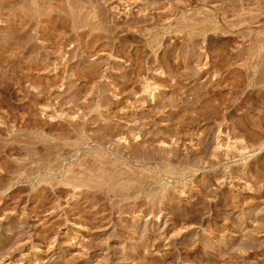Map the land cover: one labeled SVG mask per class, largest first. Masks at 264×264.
<instances>
[{
    "label": "rangeland",
    "instance_id": "rangeland-1",
    "mask_svg": "<svg viewBox=\"0 0 264 264\" xmlns=\"http://www.w3.org/2000/svg\"><path fill=\"white\" fill-rule=\"evenodd\" d=\"M63 1L35 15L0 0V264H264V9L223 0L225 20L185 8L182 37L169 30L153 49L152 36L120 31L105 0H81L84 13ZM81 25L123 51L85 52ZM115 125L140 136L110 145L138 143L139 177L94 187L99 171L65 186L63 169L88 168L72 142ZM186 169L198 172L177 177Z\"/></svg>",
    "mask_w": 264,
    "mask_h": 264
},
{
    "label": "bare ground",
    "instance_id": "bare-ground-1",
    "mask_svg": "<svg viewBox=\"0 0 264 264\" xmlns=\"http://www.w3.org/2000/svg\"><path fill=\"white\" fill-rule=\"evenodd\" d=\"M44 1H45V3H46V1L47 0H24V3H26V6L27 7H29V6H34V7H32V9H34L35 7H37L38 9H39V7L42 5V4H44ZM50 1V3L54 6V7H60V6H62V5H65L64 3V1L63 0H49ZM106 1V3H108L107 5L109 6V4L110 5H114V6H110V9L111 10H113L115 13H116V15H114V17H115V19L116 20H118V21H120L121 19H124L125 21L123 22V27H120L119 28V26H121V24H119L120 22H122V21H120V22H118V21H116L115 19V21L113 20V24H112V28L111 29H113L114 31L115 30H118V28L120 29V31L122 32V33H126V35H128V36H131V37H133V39L135 38V37H138V36H140V35H146V36H152L150 39H148L149 41L147 42V40H146V42H147V46L148 45H155L156 46V44H158L159 43V41L161 40V39H163V38H160V37H164V35L166 36V34H168L169 33V30H171V32H170V34L172 35V34H176V35H180L181 36V34L184 32V30H183V22L182 21H180V22H178V21H175L176 19H174V18H176V17H178V16H176V12H178V14L179 13H181V12H184L183 10H185V8H190L189 10H196L197 8L199 9V8H205V7H207L208 9L207 10H209L210 12H212L213 14H215L214 16L215 17H217V18H222V19H225L224 18V14H226V13H224V14H222V15H220L219 13H222V11H224V9L222 10V7H221V5L223 6V4L222 3H224L223 2V0H105ZM225 1V0H224ZM237 1V0H236ZM68 2V1H67ZM80 3L78 4V7H76L79 11L78 12H83L84 10H86V7H87V5L88 4H86V2H84V1H79ZM163 2H165V4L163 3ZM226 2H227V0H226ZM253 2V1H252ZM256 2H257V0H256ZM256 2H254L255 4L254 5H252V6H254L253 8L255 9V10H257L258 9V11H260V10H263L264 9V1L262 2L261 0H258V2L256 3ZM49 3V4H50ZM70 3V2H69ZM175 3V4H174ZM228 3H230V1L228 2ZM68 4V3H67ZM66 4V5H67ZM97 4V3H96ZM25 5V4H24ZM102 5V4H101ZM237 5V4H236ZM25 6V7H26ZM39 6V7H38ZM44 6V5H43ZM69 6H71L70 4H69ZM68 6V7H69ZM73 6V5H72ZM96 6V5H95ZM159 6V7H158ZM238 6V5H237ZM68 7H67V9H68ZM37 8H35V9H37ZM47 8V7H46ZM64 8V7H63ZM74 8V7H73ZM91 8H92V6H91ZM90 8V9H91ZM98 8V7H97ZM244 8V7H243ZM242 8V9H243ZM27 9V8H26ZM30 9V8H29ZM28 9V10H29ZM35 9H34V11H35ZM89 9V8H88ZM87 9V10H88ZM100 9V8H99ZM98 9V10H99ZM206 9V8H205ZM244 9H247V8H244ZM243 9V10H244ZM80 10H83V11H80ZM37 11V10H36ZM35 11V12H36ZM39 11H40V9H39ZM51 11V10H50ZM61 11V10H60ZM66 11V10H65ZM72 11V10H71ZM76 12V10H73V12ZM245 11V10H244ZM247 11V10H246ZM249 11V10H248ZM257 11V12H258ZM25 12H27V10L25 11ZM31 12L33 13V11L31 10ZM57 12H59V11H57ZM77 12V13H78ZM86 12V11H85ZM91 12V11H90ZM93 12V11H92ZM96 12H97V10H96ZM187 12V11H186ZM263 12V11H262ZM37 13L38 12H36V14L35 15H37ZM41 13V12H40ZM39 13V14H40ZM68 13V12H67ZM66 13V14H67ZM77 13H74V14H76L77 15ZM84 13V12H83ZM194 13V12H193ZM203 13V12H202ZM207 13V12H206ZM26 14V13H25ZM30 14V13H29ZM48 14V13H47ZM59 14V13H58ZM73 14V13H72ZM79 14V13H78ZM133 14L135 15V17L133 16ZM41 15V14H40ZM46 15V14H45ZM62 15V14H61ZM60 15V16H61ZM82 15V14H81ZM87 16L89 15V14H86ZM91 15V14H90ZM102 15V14H101ZM236 15V14H235ZM238 15V14H237ZM236 15V16H237ZM27 16H29V15H27ZM34 16V15H33ZM42 16V15H41ZM40 16V17H41ZM48 16V15H47ZM46 16V17H47ZM63 16V15H62ZM67 16V15H66ZM85 16V15H84ZM134 18H133V17ZM182 16V15H181ZM184 16V15H183ZM199 16V15H198ZM227 16V15H226ZM26 17V16H25ZM38 17H39V15H38ZM43 17H44V15H43ZM51 17V16H50ZM53 17V16H52ZM70 17V16H69ZM72 17V16H71ZM70 17V18H71ZM78 17V16H77ZM80 18L81 17H83V16H79ZM243 17V16H242ZM79 18V19H80ZM84 18V17H83ZM87 18V17H86ZM183 18V17H182ZM198 18V17H197ZM27 19V18H26ZM39 19V18H38ZM72 19H73V17H72ZM78 19V18H77ZM78 19V20H79ZM259 19V18H258ZM35 20H36V18H35ZM41 20V19H40ZM71 20V19H70ZM77 20V21H78ZM86 20V19H85ZM91 20V19H90ZM94 19H92L91 21H93ZM97 20V19H96ZM103 20V19H102ZM182 20V19H181ZM211 20H212V18H211ZM226 20V19H225ZM231 20V19H230ZM249 20V19H248ZM252 20V19H251ZM65 21V20H64ZM72 21V20H71ZM75 22L74 23H77V21L76 20H74ZM80 21H81V19H80ZM91 21L89 22V23H91ZM214 21V20H213ZM223 21V20H222ZM261 21V20H260ZM264 21V20H263ZM36 22V21H35ZM40 22V21H39ZM51 22V21H50ZM73 22V21H72ZM85 22V21H84ZM88 22V21H87ZM199 22V21H198ZM29 23V22H28ZM41 23V22H40ZM39 23V24H40ZM63 23V22H62ZM83 23V22H82ZM98 23V22H97ZM102 23V22H101ZM109 23H111V22H109ZM206 23V22H205ZM60 24V23H59ZM81 24V23H80ZM96 24V23H95ZM199 24V23H198ZM260 24V23H259ZM29 25V24H28ZM31 25V24H30ZM38 25V24H37ZM72 25V24H71ZM74 25V24H73ZM85 25V24H84ZM83 25V26H84ZM108 25V24H107ZM111 25V24H110ZM119 25V26H118ZM188 25V24H187ZM193 25V24H192ZM196 25V24H195ZM257 25H258V23H257ZM256 25V26H257ZM34 26V25H33ZM42 26V25H41ZM45 26V25H44ZM58 26V25H57ZM80 26V25H79ZM98 26V25H97ZM259 26V25H258ZM30 27V26H29ZM73 27V26H72ZM81 27H82V25H81ZM87 27V26H86ZM109 27V26H108ZM183 27V28H182ZM8 28V27H7ZM38 28V27H37ZM64 28V27H63ZM74 28H75V26H74ZM77 28V27H76ZM83 29H84V27H82ZM96 28V27H95ZM98 28V27H97ZM96 28V29H97ZM100 28V27H99ZM121 28H122V30H121ZM191 28H193V27H191ZM22 29V28H21ZM34 29V28H33ZM78 29H79V27H78ZM82 29V30H83ZM110 28H107V31L109 30ZM37 30V29H36ZM74 30V29H73ZM79 30H81V29H79ZM93 30H94V27H91V25H90V27L88 26V28L87 29H84V31H81L80 33H78L77 35H76V38L75 39H78L79 41H84V39L87 37V39H85V41L84 42H82V47H84V49H85V52L86 51H91V50H94V52H95V50L96 49H99L100 47H102V50H107V49H110L111 51H113L114 53H121L122 51H123V48H122V41L121 40H117L118 42H113V43H111V42H109V43H106L105 42V44L106 45H101V39L102 38H104V37H102L101 39H100V37L101 36H103V34L100 36H98L96 33L94 34V32H95V30H94V32H93ZM99 30V29H98ZM106 30V29H105ZM72 31V30H71ZM78 31V30H77ZM106 31V32H107ZM64 32V31H63ZM79 32V31H78ZM105 32V31H104ZM158 32H160V33H158ZM27 33V32H26ZM44 33V32H43ZM109 33V32H108ZM108 33H106V34H108ZM113 33V32H112ZM256 33V32H255ZM33 34V33H32ZM49 34V33H48ZM60 35H61V33H59ZM101 34V33H100ZM111 34V33H110ZM114 34V33H113ZM65 35V34H64ZM109 35V34H108ZM116 35H117V33L115 34V37H116ZM154 35V36H153ZM32 36V35H31ZM30 36V37H31ZM46 36V35H45ZM74 36V35H73ZM111 36H112V34H111ZM127 36V37H128ZM145 36V37H146ZM56 37V36H55ZM115 37H114V39H115ZM123 37H125V36H123ZM168 37V36H167ZM182 37V36H181ZM106 38H108V37H106ZM129 38V37H128ZM180 38V37H179ZM23 39V38H22ZM32 39V38H31ZM100 39V41H98ZM109 39V38H108ZM110 39H112V38H110ZM160 39V40H159ZM29 40V39H28ZM47 40V39H46ZM62 40V39H61ZM123 40V39H122ZM159 40V41H158ZM30 41V40H29ZM71 41V40H70ZM69 41V42H70ZM75 41V40H74ZM77 41V40H76ZM109 41V40H108ZM26 42H28V41H26ZM40 42V41H39ZM96 42H100V44L98 45ZM129 42V41H128ZM55 43V42H54ZM60 43V42H59ZM84 43V44H83ZM23 44V43H22ZM28 44V43H27ZM42 44V43H41ZM53 44V43H52ZM97 44V45H96ZM103 44V43H102ZM74 45V44H73ZM260 45V44H259ZM57 46V45H56ZM34 47V46H33ZM152 47V46H151ZM151 47H149L148 46V48H151ZM32 48V47H31ZM59 48V47H58ZM72 48V47H71ZM153 48V47H152ZM237 48V47H236ZM82 49V48H81ZM154 49V48H153ZM33 50H35V49H33ZM37 50V49H36ZM39 50V49H38ZM41 50V49H40ZM151 50V49H150ZM28 51V50H27ZM109 51V50H108ZM52 52V51H51ZM84 52V51H83ZM92 52V51H91ZM135 52V51H134ZM105 53V52H104ZM113 53V54H114ZM32 54V53H31ZM50 54V53H49ZM61 54V53H60ZM112 54V53H111ZM133 55V54H132ZM64 56V55H63ZM115 56V55H114ZM119 56V55H118ZM66 57V56H65ZM71 57H73V56H71ZM133 57V56H132ZM116 58V57H115ZM118 58V57H117ZM27 59H28V57H27ZM68 59V58H67ZM96 59V58H95ZM117 60V59H116ZM133 60V59H132ZM118 61V60H117ZM124 61V60H123ZM46 62V61H45ZM153 62V61H152ZM55 64V63H54ZM92 64V63H91ZM116 64V63H115ZM27 65V64H26ZM33 65V64H32ZM47 65V64H46ZM100 65V64H99ZM92 66V65H91ZM73 68V67H72ZM116 68V67H115ZM47 69V68H46ZM76 69V68H75ZM92 69V68H91ZM112 69V68H111ZM130 69V68H129ZM98 70V69H97ZM83 71H85V70H83ZM92 71V70H91ZM104 71V70H103ZM133 71V70H132ZM105 72V71H104ZM80 73V72H79ZM87 73H88V71H87ZM89 73H92L93 75H94V73L93 72H89ZM96 73V72H95ZM99 73V72H98ZM103 73V72H102ZM109 73V72H108ZM100 74V73H99ZM77 75V74H76ZM91 75V74H90ZM114 75V74H113ZM130 75V74H129ZM84 76V75H83ZM98 76V75H97ZM108 76V75H107ZM27 77V76H26ZM66 77V76H65ZM73 77V76H72ZM106 77V76H105ZM109 77L110 76H108V77H106L105 79H109ZM111 77H112V75H111ZM61 78V77H60ZM64 78V77H63ZM129 78V77H128ZM112 79V78H111ZM115 79V78H114ZM113 79V80H114ZM125 79V78H124ZM83 80H85V79H83ZM113 80H111V83H112V81ZM63 81V80H62ZM127 81V80H126ZM131 81V80H130ZM130 81H128V82H130ZM145 82V81H144ZM110 83V82H109ZM108 83V84H109ZM113 84V83H112ZM109 86H111L110 84H109ZM149 87V86H148ZM107 88H108V86H107ZM145 88V87H144ZM146 88H147V86H146ZM113 89V87L111 86L110 87V89H109V92L111 91V93H112V90ZM115 89V88H114ZM117 89V88H116ZM108 90V89H107ZM78 92V91H77ZM107 92V91H106ZM151 92V91H150ZM152 93V92H151ZM76 94V93H75ZM75 96V95H74ZM73 99V98H72ZM63 102V101H62ZM107 102V101H106ZM79 103V102H78ZM98 103V102H97ZM46 104V103H45ZM66 104V103H65ZM77 104V103H76ZM107 104V103H106ZM108 107V106H107ZM1 111V110H0ZM117 113V112H116ZM84 114V113H83ZM24 115V114H23ZM108 115V114H107ZM121 116V115H120ZM125 116V115H124ZM1 117V116H0ZM95 117V116H94ZM97 117V116H96ZM117 117V116H116ZM142 118V117H141ZM88 119V118H87ZM1 121V120H0ZM95 121H96V119H95ZM106 121V120H105ZM2 123V122H1ZM26 123V122H25ZM72 123V122H71ZM75 123V122H74ZM77 123V122H76ZM81 123V122H80ZM84 123V122H83ZM82 124V123H81ZM100 124V123H99ZM88 125V124H87ZM11 126V125H10ZM21 126V125H20ZM114 127V126H113ZM14 128V127H13ZM16 128V127H15ZM77 128V127H76ZM10 130V129H9ZM128 130V129H127ZM176 131V130H175ZM27 132V131H26ZM31 132V131H30ZM78 132V131H77ZM94 132V131H93ZM128 132V131H127ZM127 132H125V131H123V130H121L119 127H116V125H115V127L114 128H110V129H107L106 128V130L105 131H103V133L101 134L100 133V135L98 134V136H93V135H90L89 133H87L86 134V132H85V134H84V132H82L81 134V137H79V138H77L74 142H72L73 143V145L71 144V148H74L77 152L75 153L76 155L77 154H79L81 151L80 150H83L82 148H87V152H90V155H88L87 156V158L86 159H84L85 161H86V164L88 165V168L85 170H81V169H79V170H75V168H74V166L76 167V165H72V169H68V168H65V169H63L64 170V174H63V176H62V178H64L63 179V181L65 182V186L66 185H68L69 187L71 186L72 187V189L73 190H77V189H79L80 187L82 188V186H84L83 185V183H85V182H82L81 181V178L83 179V177H87V175H89V174H92V173H97L98 174V172L99 171H109V173H107V174H104V172H103V174H98V179L95 177V179H97V180H99V182L97 181H95L96 183V185L94 186V187H103V186H105V185H107L108 186V184H110V183H115V182H117V181H122V180H126V177H124V176H127V177H130L129 179H131V177H139V176H137V173H136V170H135V168H132V166L131 165H129V164H136V165H141V164H145V160L143 161L140 157H138V156H140V155H138L137 156V153H139L140 151H139V149L140 148H138V143L136 144V145H132V146H128V147H125V149H116V148H111L110 147V145L111 146H113L112 144L114 143H111L112 142V139L114 138V137H116L117 138V140L118 141H123V142H126L131 136L132 137H136L137 138V140L140 138V136H138L137 134H133V133H129V134H126ZM143 132V131H142ZM93 134V133H92ZM178 134V133H177ZM141 135V134H140ZM67 136V135H66ZM69 136V135H68ZM66 138V137H65ZM142 138V137H141ZM30 139V138H29ZM36 139V138H35ZM158 139V138H157ZM114 140V139H113ZM140 140V139H139ZM19 141V140H18ZM29 141V140H28ZM39 141V140H38ZM55 141V140H54ZM63 141V140H62ZM66 141V140H65ZM115 141V140H114ZM157 141V140H156ZM24 142H26V141H24ZM33 142V141H32ZM35 142V141H34ZM129 142V141H128ZM62 143V142H61ZM122 143V142H121ZM161 143H163V142H161ZM117 144V143H116ZM32 145H33V143H32ZM56 145V144H55ZM66 145H68V144H66ZM123 145V144H122ZM128 145H129V143H128ZM24 147V146H23ZM123 147V146H122ZM139 147H140V145H139ZM145 147V146H144ZM31 148V147H30ZM47 148V147H46ZM33 149H35V148H33ZM143 149V148H142ZM146 149V148H145ZM30 150V149H29ZM47 150V149H46ZM126 150H128V151H126ZM144 150V149H143ZM147 150V149H146ZM31 151V150H30ZM62 151V150H61ZM83 151H85V150H83ZM53 152V151H52ZM58 152V151H57ZM75 152V151H74ZM86 152V153H87ZM144 152V151H143ZM55 153V152H54ZM92 153V154H91ZM145 153V152H144ZM147 153V152H146ZM164 153V152H163ZM172 153V152H171ZM195 153V152H194ZM141 154H143V153H141ZM151 154V153H150ZM155 154V153H154ZM174 154V153H173ZM178 154V153H177ZM52 155V154H51ZM143 155H145V154H143ZM147 155V154H146ZM149 155V154H148ZM148 155H147V157H148ZM164 155V154H163ZM75 156V155H74ZM142 156V155H141ZM156 156V155H155ZM158 156V155H157ZM173 156V155H172ZM175 156H176V154H175ZM63 157V156H62ZM144 157H146V156H144ZM151 157H153L154 158V156L151 154ZM45 158H46V156H45ZM173 158V157H172ZM57 159V158H56ZM117 159H118V161H117ZM144 159V158H143ZM149 159V158H148ZM151 159V158H150ZM156 159H157V157H156ZM34 160V159H33ZM120 160H122V161H120ZM158 160H160L161 162L160 163H162V164H165V165H168L169 163H170V154H168V153H166L164 156H161V159H160V156H159V158H158ZM158 160H154V161H158ZM32 161V160H31ZM79 161V160H78ZM124 161V162H123ZM147 161V160H146ZM150 161V160H149ZM33 162V161H32ZM173 161L171 160V163H172ZM188 162V161H187ZM170 163V164H171ZM194 163V162H193ZM72 164V163H71ZM147 164H149V163H147ZM169 164V165H170ZM187 164V163H186ZM49 165V164H48ZM159 165V164H158ZM165 165H163V166H165ZM190 165V164H189ZM56 166V165H55ZM162 166V165H161ZM24 167V166H23ZM122 167H127V168H129V170H120V168H122ZM134 167V166H133ZM168 167V166H167ZM70 168V167H69ZM74 168V169H73ZM81 168V167H80ZM147 168V167H146ZM16 169V168H15ZM117 169H118V171H117ZM117 172H116V171ZM151 170V169H150ZM155 170V169H154ZM164 170V169H163ZM184 170V169H183ZM187 170V169H186ZM1 171V170H0ZM28 171V170H27ZM113 171V172H112ZM175 171V170H174ZM174 171H172L171 169H170V171L169 170H167V169H165L163 172H161L162 174L161 175H163L164 176V178L165 177H167L168 179L169 178H172V176H175L174 174ZM105 172V173H106ZM112 172V173H111ZM137 172H138V170H137ZM140 172V171H139ZM154 172V171H153ZM181 173H179V175L177 176V177H183V176H186L187 174H189V173H191V175H192V173H193V175L196 173V172H198V170L196 169V170H187V171H184V172H182V170L180 171ZM67 173H71L70 175L68 174V175H65V174H67ZM144 173V172H143ZM155 173H157V172H155ZM159 174H160V172H158ZM174 173V174H173ZM135 174H136V176H135ZM139 174V173H138ZM141 175H143V176H141V178H143L144 179V174H142V171H141V173H140ZM152 174V173H151ZM1 175V174H0ZM146 175V174H145ZM19 176V175H18ZM51 176V175H50ZM50 176H45L46 178H48V179H51L52 177H50ZM150 176V175H149ZM162 176V177H163ZM25 177V176H24ZM123 177L125 178V179H123ZM153 177V176H152ZM106 178H108V179H106ZM120 178V180H118ZM140 178V179H141ZM146 178V177H145ZM25 179H27V178H25ZM128 179V178H127ZM139 179V178H138ZM147 180H148V178H146ZM154 179V178H153ZM135 180V179H134ZM62 181V182H63ZM84 181V180H83ZM86 181H88V180H86ZM90 181V180H89ZM132 181V180H131ZM138 181V180H137ZM63 182V183H64ZM139 182V181H138ZM56 183V182H55ZM126 183V182H125ZM135 183V182H134ZM140 183V182H139ZM144 183V182H143ZM149 183V182H148ZM87 184V183H86ZM116 184V183H115ZM62 185V184H61ZM111 185V184H110ZM122 185V184H121ZM126 185V184H125ZM3 186V185H2ZM111 186H114L113 184L111 185ZM138 186V185H137ZM4 187V186H3ZM19 187V186H18ZM21 187V186H20ZM86 187H88V184L86 185ZM91 188H93L92 186H90ZM134 187V186H133ZM84 188V187H83ZM109 189H110V187H108ZM112 188V187H111ZM113 188H115V187H113ZM112 188V189H113ZM116 188H118V187H116ZM115 188V189H116ZM121 188H122V186H121ZM130 189V188H129ZM132 189V188H131ZM136 189H137V187H136ZM59 190V189H58ZM85 190V189H84ZM134 190V189H133ZM142 190V189H141ZM83 191V190H82ZM81 191V192H82ZM113 191H114V189H113ZM112 191V192H113ZM116 191H118L117 189H116ZM115 191V192H116ZM137 191V190H136ZM139 191V190H138ZM108 192H109V190H108ZM107 192V193H108ZM111 192V191H110ZM119 192V191H118ZM117 192V193H118ZM129 192V191H128ZM141 192V191H140ZM105 193V192H104ZM113 194V193H112ZM131 195H132V193H131ZM120 196V195H119ZM73 224V223H72Z\"/></svg>",
    "mask_w": 264,
    "mask_h": 264
}]
</instances>
